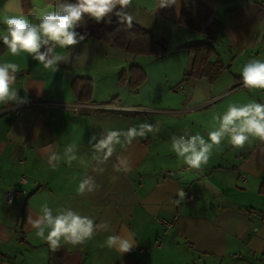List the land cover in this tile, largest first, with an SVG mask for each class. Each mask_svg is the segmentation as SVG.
Listing matches in <instances>:
<instances>
[{"label": "crops", "instance_id": "1", "mask_svg": "<svg viewBox=\"0 0 264 264\" xmlns=\"http://www.w3.org/2000/svg\"><path fill=\"white\" fill-rule=\"evenodd\" d=\"M199 1L216 20L206 34L179 23L182 0L164 7L167 0H132L133 23L168 44L160 57L134 56L91 37L70 51L57 48L68 57L57 72L27 54L12 57L7 49L0 54V62L20 64L12 87L26 101L0 105V264H264V142L252 139L236 149L225 139L202 170L189 169L171 150L173 135L188 131L207 138L217 126L213 117L229 104L264 103V90L242 87L240 77L250 59L264 60V0ZM49 5L0 0V31L5 16L23 11L38 20ZM203 42L215 48L209 61L223 66L212 79L185 75L193 61L186 46ZM132 66L145 75L136 87L129 84ZM76 78L91 80L88 102L108 108L73 114L56 106L77 101ZM40 101L47 103H34ZM145 121L159 130L116 145L107 158L92 146L95 141L89 143L94 134L99 139L104 131ZM69 144L76 146L78 159L50 167L48 156L63 155ZM169 170L176 173L166 175ZM21 175L28 180L27 194L6 206L4 194ZM88 176L100 187L79 195V182ZM180 190L193 199L177 205ZM45 201L54 210L71 207L109 228L84 245L53 251L27 222ZM174 215L176 225L163 234L157 218ZM127 234L136 241L130 252L106 246L109 235Z\"/></svg>", "mask_w": 264, "mask_h": 264}, {"label": "clouds", "instance_id": "2", "mask_svg": "<svg viewBox=\"0 0 264 264\" xmlns=\"http://www.w3.org/2000/svg\"><path fill=\"white\" fill-rule=\"evenodd\" d=\"M176 0H167L162 5L168 6ZM132 0H59L49 5L50 10L40 14L38 20H32L21 11L16 15L5 16L2 20L4 28L0 31V41L6 46L7 53L12 57L27 54L52 72L59 71L60 63H67L68 57L59 49L72 50L83 42L85 33L78 29L86 26V20L96 23H112V16L118 18V23H124L131 28L135 19L129 10ZM21 70L20 64L10 61L0 62V105L25 103V99L12 87L16 80V73ZM240 77L242 87L251 90H264V60L252 58L242 67ZM217 122L212 130L207 131V138L199 132L190 134L185 131L183 135L171 137V150L189 169L202 170L207 165L214 148L219 149L222 142H227L236 149H243L252 139L264 142V103L252 100L244 104H229L226 111L213 117ZM159 129L147 121L127 130H107L99 134V139L94 134L89 143L97 152L103 153L107 158L115 151L116 145H129L137 137H145ZM187 137V138H186ZM77 148L69 144L64 148L63 155L52 152L47 163L55 169L61 161L71 165L78 159ZM96 159H100L99 156ZM80 163H85L80 160ZM119 165L114 166L115 171L121 170ZM116 176L112 177L115 181ZM100 186L91 177L82 178L79 182L77 193L83 195L91 193ZM178 196L183 198V190L178 191ZM55 212V214H54ZM27 222L35 231V236L53 250L63 245H84L94 239L98 230H107L109 225L96 223L94 218L83 215L71 207H60L55 210L47 201L39 206L36 215L27 216ZM126 231V230H125ZM136 245L134 235H109L106 246L123 253L130 252Z\"/></svg>", "mask_w": 264, "mask_h": 264}, {"label": "trees", "instance_id": "3", "mask_svg": "<svg viewBox=\"0 0 264 264\" xmlns=\"http://www.w3.org/2000/svg\"><path fill=\"white\" fill-rule=\"evenodd\" d=\"M27 2V0H23ZM47 3H57L59 0H45ZM28 6L25 5V7ZM28 8V7H27ZM179 23L187 28L193 29L200 33H208L216 20L213 11L199 0H182V9ZM86 37L104 42L105 44L126 51L134 56L146 55L160 57L168 53L169 47L165 40L160 39L138 25L134 24L128 28L124 23H118V18L113 15L112 23H96L92 20H86V26L78 29ZM188 51L193 54V61L190 71L185 75L201 76L207 75L210 79L215 77L223 66H218L209 61V56L215 53V48L208 42L194 43L186 46ZM6 49L3 42L0 41V54ZM129 84L131 86L139 85L144 79L143 71L132 66L128 73ZM120 81L126 80L125 73H121ZM91 80L89 78H76L72 87L78 96V101L87 102L90 98Z\"/></svg>", "mask_w": 264, "mask_h": 264}, {"label": "built area", "instance_id": "4", "mask_svg": "<svg viewBox=\"0 0 264 264\" xmlns=\"http://www.w3.org/2000/svg\"><path fill=\"white\" fill-rule=\"evenodd\" d=\"M261 43L264 44V36H262ZM35 104L45 105L47 102H34ZM56 106L67 110L73 114H80L82 112L86 111H93V110H99V109H105L108 108V106L95 104L92 102H85V101H62V102H56L54 103ZM195 107L190 108V110H194ZM183 168H180L178 171H182ZM166 175H174L176 172L169 170L165 172ZM28 183L27 178L24 175L19 176L17 180H15L14 186L11 187L8 190H6L4 194V204L6 206H10L13 204L15 199L23 198L27 194L26 185ZM193 199L192 195L190 193H185V196L183 198L179 197L178 195L175 196L174 202L179 205L185 202H189ZM178 221V216L174 215L172 218H157V222L162 226L163 228V234H166L170 228L176 225ZM154 246H158L160 244V239H155L153 242Z\"/></svg>", "mask_w": 264, "mask_h": 264}]
</instances>
